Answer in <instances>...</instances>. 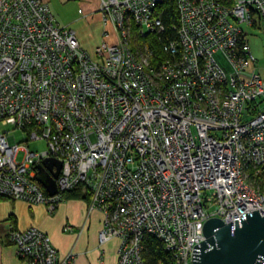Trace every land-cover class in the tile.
<instances>
[{"label": "built area", "instance_id": "built-area-1", "mask_svg": "<svg viewBox=\"0 0 264 264\" xmlns=\"http://www.w3.org/2000/svg\"><path fill=\"white\" fill-rule=\"evenodd\" d=\"M165 3L177 39L153 65L130 31L160 35ZM99 11L111 32L91 57L47 4L0 0V123L46 146L30 152L0 131V198L54 212L82 185L102 215L99 244L118 239L117 264H144L148 236L192 264L206 221L264 216V193L245 177L264 168V74L248 43L264 36V0H100ZM48 158L61 163L52 197L37 181ZM10 240L28 264H75L37 228Z\"/></svg>", "mask_w": 264, "mask_h": 264}, {"label": "crops", "instance_id": "crops-1", "mask_svg": "<svg viewBox=\"0 0 264 264\" xmlns=\"http://www.w3.org/2000/svg\"><path fill=\"white\" fill-rule=\"evenodd\" d=\"M40 1L47 5L50 3V0ZM84 1L81 3L82 20L92 21V25L102 32L100 40L92 47L94 52L104 40V33L111 32V27L103 23L100 0ZM70 30L75 33L80 47L89 51L86 50L87 41L81 37L84 34L82 30ZM101 226L102 215L90 211L89 201L81 198L64 199L54 212H49L44 205L0 198V264H28L26 259L17 255L10 235L12 231L21 232L30 228H37L47 235L59 257L75 255V264H117L118 239L99 244ZM66 227L71 230L66 231Z\"/></svg>", "mask_w": 264, "mask_h": 264}, {"label": "water", "instance_id": "water-1", "mask_svg": "<svg viewBox=\"0 0 264 264\" xmlns=\"http://www.w3.org/2000/svg\"><path fill=\"white\" fill-rule=\"evenodd\" d=\"M61 163L45 159L37 167L38 183L48 196L57 194L55 181L59 176ZM245 214L246 221L235 220L225 224L209 219L203 225L204 241L192 250V264H262L264 259V216L258 211Z\"/></svg>", "mask_w": 264, "mask_h": 264}, {"label": "trees", "instance_id": "trees-1", "mask_svg": "<svg viewBox=\"0 0 264 264\" xmlns=\"http://www.w3.org/2000/svg\"><path fill=\"white\" fill-rule=\"evenodd\" d=\"M157 16L160 17L164 27L163 32L158 34L139 35L135 26H132L130 43L134 50H142L146 47L152 53L151 63L156 65L160 60L166 57L163 52L164 44L173 42L176 37L177 17L176 12L171 3H165L157 10ZM249 180L253 186H257L259 191L264 193V168H261L259 174L254 176L251 169H246ZM255 186V187H256ZM65 200L70 198H81L86 201L90 200V194L82 186L79 185L75 189L63 193ZM142 258L144 264H176L173 255L167 251L164 245L155 237L148 236L143 242Z\"/></svg>", "mask_w": 264, "mask_h": 264}, {"label": "rangeland", "instance_id": "rangeland-1", "mask_svg": "<svg viewBox=\"0 0 264 264\" xmlns=\"http://www.w3.org/2000/svg\"><path fill=\"white\" fill-rule=\"evenodd\" d=\"M84 0H50L48 3L49 10L54 18L55 23L60 28L82 30L84 33L81 37L87 41L86 51L91 57H94L92 47L100 40L101 30L96 25H92V21L88 23L87 20H82V8L81 3ZM131 33V31H130ZM249 46L253 57L257 60V68L264 74V36L261 33L254 32L250 37ZM215 59L218 64L224 69L228 70V65L224 58L220 54L215 55ZM0 131L9 132V135H13L15 138V144L18 146H24L29 149L30 152L42 151L46 149L43 142L29 141L27 135L15 130L13 126L7 123H0ZM22 159V153H18L16 160L20 162ZM254 173V169L248 167ZM245 177L250 184L248 173H245ZM253 185V184H252ZM256 186V185H255ZM257 187V186H256ZM258 188V187H257Z\"/></svg>", "mask_w": 264, "mask_h": 264}]
</instances>
